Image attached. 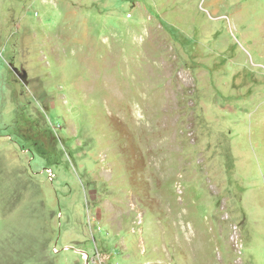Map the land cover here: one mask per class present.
<instances>
[{"label":"rangeland","instance_id":"obj_1","mask_svg":"<svg viewBox=\"0 0 264 264\" xmlns=\"http://www.w3.org/2000/svg\"><path fill=\"white\" fill-rule=\"evenodd\" d=\"M0 264H264V0H0Z\"/></svg>","mask_w":264,"mask_h":264},{"label":"water","instance_id":"obj_2","mask_svg":"<svg viewBox=\"0 0 264 264\" xmlns=\"http://www.w3.org/2000/svg\"><path fill=\"white\" fill-rule=\"evenodd\" d=\"M15 72L18 73V69H15ZM23 82H27V74L25 73V76L23 78H21Z\"/></svg>","mask_w":264,"mask_h":264}]
</instances>
